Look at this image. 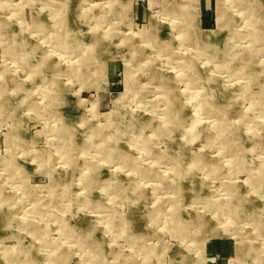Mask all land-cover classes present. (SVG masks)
I'll return each instance as SVG.
<instances>
[{"label": "rangeland", "instance_id": "obj_1", "mask_svg": "<svg viewBox=\"0 0 264 264\" xmlns=\"http://www.w3.org/2000/svg\"><path fill=\"white\" fill-rule=\"evenodd\" d=\"M0 264H264V0H0Z\"/></svg>", "mask_w": 264, "mask_h": 264}, {"label": "bare ground", "instance_id": "obj_2", "mask_svg": "<svg viewBox=\"0 0 264 264\" xmlns=\"http://www.w3.org/2000/svg\"><path fill=\"white\" fill-rule=\"evenodd\" d=\"M260 9V8H259ZM173 10V9H172ZM175 11V10H174ZM182 12V11H181ZM63 21V20H62ZM65 30V29H64ZM202 34V33H201ZM263 35V34H262ZM201 37V36H200ZM210 37V36H209ZM63 38V37H62ZM68 45V44H67ZM11 46V45H10ZM69 46V45H68ZM140 48V47H139ZM167 49V48H166ZM140 50V49H139ZM225 53V52H224ZM136 69V68H135ZM154 75V74H153ZM8 81V80H7ZM7 83V82H6ZM169 86V85H168ZM170 86H171V84H170ZM55 87V86H54ZM170 88V87H169ZM169 90H171V89H169ZM173 92V91H172ZM172 94V93H171ZM174 95V94H173ZM175 99H177L176 97H175ZM199 100V99H198ZM196 101V100H195ZM5 103V102H4ZM3 103V104H4ZM29 103V102H28ZM216 103V102H215ZM20 104V103H19ZM57 104V103H56ZM178 105V104H177ZM6 106V105H5ZM3 107V106H2ZM259 107V106H258ZM20 108V107H19ZM38 109V108H37ZM198 115V114H197ZM13 117V116H12ZM75 117V116H74ZM136 117V116H135ZM67 118V117H66ZM68 120H70V119H68ZM142 120V119H141ZM151 127V126H150ZM157 128V127H156ZM75 129V128H74ZM60 130V129H59ZM161 131V130H160ZM70 135V134H69ZM99 135V134H98ZM195 135V134H194ZM163 138V137H162ZM84 146H86V145H84ZM237 148V147H236ZM169 153V152H168ZM72 154V153H71ZM130 159V158H129ZM179 167V166H178ZM177 168V167H176ZM186 168V167H185ZM183 169V168H182ZM150 174V173H149ZM53 175V174H52ZM184 181V180H183ZM191 183H193V182H191ZM190 183V184H191ZM194 189H196L195 188V186H194ZM191 191V190H190ZM186 193H187V191H186ZM195 194V193H194ZM175 216V215H174ZM193 219V218H192ZM193 222V221H192ZM73 231V230H72ZM74 232V231H73ZM101 243V242H100ZM103 246V245H102ZM57 248V247H56ZM241 249V248H240Z\"/></svg>", "mask_w": 264, "mask_h": 264}]
</instances>
